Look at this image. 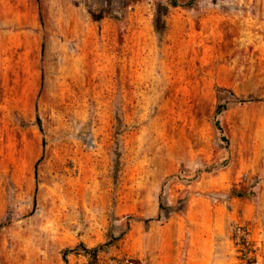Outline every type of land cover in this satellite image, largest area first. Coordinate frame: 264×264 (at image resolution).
Returning a JSON list of instances; mask_svg holds the SVG:
<instances>
[{"label":"rangeland","instance_id":"1","mask_svg":"<svg viewBox=\"0 0 264 264\" xmlns=\"http://www.w3.org/2000/svg\"><path fill=\"white\" fill-rule=\"evenodd\" d=\"M177 2L0 0V264H264V0Z\"/></svg>","mask_w":264,"mask_h":264},{"label":"trees","instance_id":"2","mask_svg":"<svg viewBox=\"0 0 264 264\" xmlns=\"http://www.w3.org/2000/svg\"><path fill=\"white\" fill-rule=\"evenodd\" d=\"M169 5L173 8L179 7L181 6L177 0H170ZM38 125H40V121L37 120ZM215 126L216 128L222 132V129L219 126V122L216 121L215 122ZM225 139V138H223ZM227 143V140H224ZM238 197H245L242 194H239ZM247 234L244 235V237H246ZM102 249V247L98 248V249H93V250H85L83 249L84 253L89 257V259L91 261H94L97 259L98 256V252ZM239 253H240V257L238 258L240 264H256L255 262V258L253 257V252L252 250H250V244L248 243V241L244 238L241 242V244L239 245Z\"/></svg>","mask_w":264,"mask_h":264}]
</instances>
